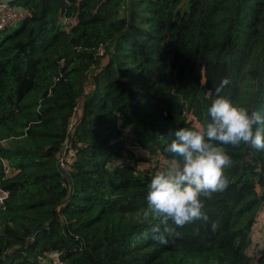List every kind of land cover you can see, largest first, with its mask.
<instances>
[{"label":"trees","instance_id":"1","mask_svg":"<svg viewBox=\"0 0 264 264\" xmlns=\"http://www.w3.org/2000/svg\"><path fill=\"white\" fill-rule=\"evenodd\" d=\"M8 1L25 14L0 28V264H264V151L220 145L227 188L165 244L143 215L156 173L118 163L125 137L169 161L217 95L264 115V0Z\"/></svg>","mask_w":264,"mask_h":264},{"label":"clouds","instance_id":"2","mask_svg":"<svg viewBox=\"0 0 264 264\" xmlns=\"http://www.w3.org/2000/svg\"><path fill=\"white\" fill-rule=\"evenodd\" d=\"M230 82L221 80L216 88L220 93ZM210 122L206 127L179 128L166 152L171 159L151 179L147 194L145 219L150 215L163 225L154 239L167 243L166 236H172L175 225L181 228L196 220L208 221L203 211L202 197L211 199L213 193L221 192L229 180L225 168L232 163L230 155L220 145H251L257 151H264V115L236 105L227 96L217 95L208 108Z\"/></svg>","mask_w":264,"mask_h":264},{"label":"rangeland","instance_id":"3","mask_svg":"<svg viewBox=\"0 0 264 264\" xmlns=\"http://www.w3.org/2000/svg\"><path fill=\"white\" fill-rule=\"evenodd\" d=\"M0 1L5 2L11 6H15V4H12L8 0H0ZM18 19L19 18L15 19V21ZM130 148H131L130 151H132L136 155V158H133L131 156V153H130L128 161H130L131 163L135 162V164L138 167H143L144 169H147L148 171L159 172L165 167V165L168 162V160L165 159L164 157H161L160 154H158V155L155 154L153 157H150L149 154L147 152H145L144 149L139 148V146H135L134 148L131 146ZM140 156L141 157H147L148 156L149 158L138 159V157H140ZM262 233L264 234V230ZM262 233L259 234L258 232L254 231V233L252 235V239H254V241H253V244L251 243L249 246L250 252H252L253 251L252 249H254V246H253L254 243H256V245L260 246L261 249H264V237H261ZM250 255H252V254H250ZM253 258H254V255L251 256V259H253Z\"/></svg>","mask_w":264,"mask_h":264},{"label":"built area","instance_id":"4","mask_svg":"<svg viewBox=\"0 0 264 264\" xmlns=\"http://www.w3.org/2000/svg\"><path fill=\"white\" fill-rule=\"evenodd\" d=\"M25 14L23 8L15 5V6H11L8 5L5 2L0 1V28L3 25H6L10 22L15 21V19L17 18H22V16ZM63 24H66L68 19L63 18ZM99 52H101V50L99 49ZM124 147L121 151V158L119 157L118 159V163L120 164V162L122 161V163L126 162L129 160V154L128 151H130V147L132 146L130 143V138L129 137H125L124 138ZM133 147V146H132ZM157 173V171L155 172ZM7 195L6 191L4 189L0 188V202L3 200V198ZM56 261H54L53 263H56Z\"/></svg>","mask_w":264,"mask_h":264}]
</instances>
